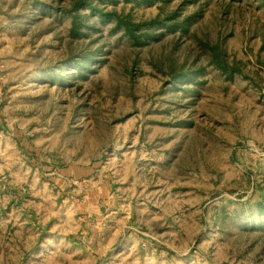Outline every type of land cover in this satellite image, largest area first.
<instances>
[{
    "label": "rangeland",
    "instance_id": "1",
    "mask_svg": "<svg viewBox=\"0 0 264 264\" xmlns=\"http://www.w3.org/2000/svg\"><path fill=\"white\" fill-rule=\"evenodd\" d=\"M133 138L116 249L78 202L19 210L21 162ZM0 148V264H264V0H0Z\"/></svg>",
    "mask_w": 264,
    "mask_h": 264
},
{
    "label": "crops",
    "instance_id": "2",
    "mask_svg": "<svg viewBox=\"0 0 264 264\" xmlns=\"http://www.w3.org/2000/svg\"><path fill=\"white\" fill-rule=\"evenodd\" d=\"M112 143L110 141L111 148H105L99 158L87 163L67 161L61 164L52 154L42 163L30 159V165L21 162L16 167L21 174L16 181L19 210H24L25 203H28L26 209L38 213L40 205H52L56 199L78 202L85 219L91 216L96 220L100 233L98 247L106 253L116 249L120 237L134 223L135 192L146 182L135 181L134 176L135 147L140 149L142 143L136 145L134 138L121 144L118 140ZM15 148L23 158L28 159L31 155L22 147ZM0 151L5 152V149L0 148ZM13 169L6 162L0 163V177H6Z\"/></svg>",
    "mask_w": 264,
    "mask_h": 264
}]
</instances>
